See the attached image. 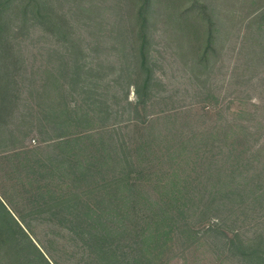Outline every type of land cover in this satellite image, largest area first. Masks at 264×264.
I'll return each mask as SVG.
<instances>
[{"label": "trees", "instance_id": "16d2710c", "mask_svg": "<svg viewBox=\"0 0 264 264\" xmlns=\"http://www.w3.org/2000/svg\"><path fill=\"white\" fill-rule=\"evenodd\" d=\"M64 1L0 0V264H167L172 233L186 228L216 234V264H264V164L253 178L233 176L264 162L263 122L246 106L227 118L232 101L216 84V218L199 231L177 226V194L166 191L179 176L161 171L170 150L149 114L160 9L198 65L216 54L217 72L223 33L236 25L253 27L264 59V0H216V9L211 0H107L110 61L91 58L75 20L87 16L98 40L103 8ZM30 38L47 58L31 60ZM243 215L249 229H231Z\"/></svg>", "mask_w": 264, "mask_h": 264}, {"label": "rangeland", "instance_id": "374dc122", "mask_svg": "<svg viewBox=\"0 0 264 264\" xmlns=\"http://www.w3.org/2000/svg\"><path fill=\"white\" fill-rule=\"evenodd\" d=\"M211 1L216 9V0ZM82 2L84 7L92 5L90 0ZM93 2L100 9L103 8L97 21L101 23L96 29V33L102 38L97 40L89 36L93 35L94 30L86 26L89 22L87 16H75V20L86 36L83 45L91 58L110 61L116 58L115 51L110 48L111 43L104 36L110 34L116 15L107 9V0ZM64 3L68 10L74 11L79 2L65 0ZM160 11V14H155L153 22L155 91L149 114L152 119H159L155 122V130L160 133L170 150V159H165L161 171L171 167V170L176 168L178 172L179 183H173V187L168 188L170 192L166 191V195L172 192L177 194L179 209L173 210V214L181 218L177 226L180 224V227L183 225L186 228L189 223L190 228H198L200 231L201 226L204 228L203 224L216 218L215 207L212 208L214 205L209 204L216 201V84L221 96L232 101L225 112L227 118L235 117L233 113L246 106L252 114L257 115L253 123L256 125L263 122L264 125V59L258 58L259 49L254 50L256 36L253 27L248 29L246 25L240 24L231 27L228 33H223L226 48L217 72L216 54L211 57L207 67L198 65L192 44L181 37L182 32L171 13L163 9ZM32 40L30 38L23 43L31 60L33 55L40 60L47 58L46 49L39 50V44ZM44 44L46 46L47 42ZM238 67L239 75L236 74ZM131 98H135L133 92ZM124 131L130 137L133 136V126ZM263 138L264 135L261 140ZM181 144L184 147L181 153L174 152ZM263 164L264 162L245 165L238 170L234 168L236 171L233 176L239 181L253 178L252 174L257 173ZM159 189V196H162V189ZM207 207L210 209L206 210ZM250 218L251 215H243L229 227L248 230L249 224L246 221ZM188 230L176 229L172 233L170 244L173 245V250L167 255V258L170 257L167 264H216V234L203 235L201 231L196 235ZM185 233L182 245L179 238ZM188 245L190 246L187 247Z\"/></svg>", "mask_w": 264, "mask_h": 264}]
</instances>
